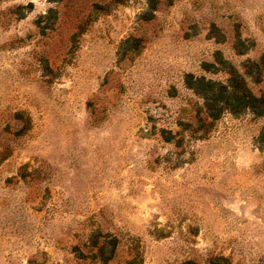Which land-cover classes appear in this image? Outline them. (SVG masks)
Returning <instances> with one entry per match:
<instances>
[{
    "label": "rangeland",
    "instance_id": "1",
    "mask_svg": "<svg viewBox=\"0 0 264 264\" xmlns=\"http://www.w3.org/2000/svg\"><path fill=\"white\" fill-rule=\"evenodd\" d=\"M264 0H0V264H264Z\"/></svg>",
    "mask_w": 264,
    "mask_h": 264
},
{
    "label": "trees",
    "instance_id": "2",
    "mask_svg": "<svg viewBox=\"0 0 264 264\" xmlns=\"http://www.w3.org/2000/svg\"><path fill=\"white\" fill-rule=\"evenodd\" d=\"M196 89L202 99L204 112L216 118L223 109L247 108L254 113L264 114V92L255 95L250 87L240 86L236 80L220 83L204 78L196 80Z\"/></svg>",
    "mask_w": 264,
    "mask_h": 264
}]
</instances>
